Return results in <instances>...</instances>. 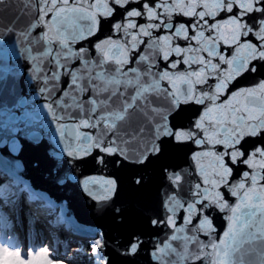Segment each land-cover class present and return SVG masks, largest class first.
<instances>
[{"label":"snow or ice","instance_id":"snow-or-ice-1","mask_svg":"<svg viewBox=\"0 0 264 264\" xmlns=\"http://www.w3.org/2000/svg\"><path fill=\"white\" fill-rule=\"evenodd\" d=\"M105 2L113 9L108 14L98 10L100 0H0V250L22 261L46 255L49 261L63 264L52 246H20L16 225L23 226L43 210L55 217V224L74 227L77 221L70 207L65 209V200L50 196L52 188L72 187L97 210L107 208L114 223L125 224L128 218L120 193L125 184L145 188L151 170L156 177V210L148 217L149 230L134 231L126 241L97 232L89 244L88 264H113V253L141 252L150 264H226L222 255L227 256V264H237V253L240 264H264V222L256 231L246 232L247 225L237 227L235 215H226L227 231L217 241L212 233L220 230L215 225L211 233L194 232L201 213L188 220L186 212L190 203L210 219L213 209L225 211L218 203L204 208L208 200L200 198V191L214 185L204 176L207 158L197 157L206 147L224 152V144L206 143L208 134L222 139L233 122L231 114L241 118V103L259 101L236 100L228 119H209L199 126L213 99L174 103L178 92L187 94L188 84L178 74L189 66L183 54L164 55L150 35L140 32L144 0H128L124 5ZM157 3L150 0L152 7ZM129 20L134 27H127ZM147 20L143 17V23ZM155 31L158 35L161 29ZM14 57L22 60L19 87ZM240 79L218 91L215 104L225 105ZM216 81L210 76L194 87L200 93L211 92L208 85L215 86ZM173 107L165 122L160 113ZM192 108L187 123L175 122L176 116ZM182 131L191 133L188 139L177 138ZM259 136L264 137V130ZM248 139L236 145L241 149L239 158L230 154L231 148L224 156L230 170L225 191L237 200L241 194L249 197L245 189H264V164L249 163L250 156L264 154V139L253 144ZM46 141L45 159H34L31 167L44 174L48 187L27 175L29 164L23 159L28 147L39 148ZM124 170L129 171L127 177L116 174ZM194 245L198 255L193 260ZM246 256L256 259L245 262Z\"/></svg>","mask_w":264,"mask_h":264},{"label":"water","instance_id":"water-1","mask_svg":"<svg viewBox=\"0 0 264 264\" xmlns=\"http://www.w3.org/2000/svg\"><path fill=\"white\" fill-rule=\"evenodd\" d=\"M128 0H115L116 4L124 5ZM144 11L139 18L142 21L140 32L152 37L153 45L164 55L176 53L183 54L184 62L189 66L185 72L178 74V79L184 80L188 84L187 94L177 93L174 103L187 102L195 99H213V105L204 112L199 122L203 127V121L209 119H219L221 121L229 118L231 105L236 100L253 101L259 103L240 105L241 118H236V113H232V124L228 128L225 136L218 139L215 133H209L208 145L224 144L225 151L218 153V147H206L197 159L207 158V167L204 170L205 179L212 181L213 187L206 186L201 189L200 198L207 199L208 203L204 208H209L218 203L225 211L218 212L213 209L212 218L204 215L203 209H197L195 203H190L186 209L187 219L191 220L200 211V223L194 232H212L215 225L220 231L212 233L218 241L223 238V233L227 231L225 216L235 215L237 227L247 225L245 231H256L264 222V189L249 192V197L244 198L241 194L240 200L234 198L231 193L225 190L229 187L230 170L226 165L224 156L227 150L232 149V156L239 158L241 149L236 145L244 138H249L248 143L253 144L260 137L259 133L264 130V0H158L155 7L150 6V0H144L142 5ZM99 11L108 14L113 9L100 0ZM4 15H7L5 13ZM147 17V23H143V17ZM133 19H136L135 13ZM132 20L127 21V27H134ZM157 29H161L157 35ZM108 43V42H103ZM11 62L18 69L14 80L17 87L21 84L23 75L22 60L15 57ZM251 67V71H250ZM257 68H261L259 73ZM210 76L217 77L216 85L209 83L211 92L200 93L195 84H204ZM238 77H242L237 85V91L233 93L225 105L215 104L216 93L223 92L229 88ZM26 82V81H25ZM241 85H251V87H241ZM26 91V90H25ZM37 100L41 98L37 95ZM227 106V107H226ZM169 111L174 112L175 108L166 109L160 113L167 121ZM195 108L186 110L175 117L176 123H187L190 112ZM191 133L179 132L178 139H188ZM27 143V139L22 140ZM54 143V141H53ZM48 148L46 141L39 148L28 147L23 153V159L29 164L27 175L39 186L48 187L49 182L41 171L31 167V161L36 158L45 159V151ZM138 159L137 156H132ZM252 165L264 164V154L261 157H249ZM243 168V164L238 165ZM23 171V166H21ZM213 173L215 177L213 178ZM125 178L129 175L128 170L116 173ZM142 174H145L142 172ZM149 182L145 188L136 190L134 186L125 184L120 193V203L124 207V215L128 218L125 224H116L108 215L107 208L97 210L86 201L82 195L74 188H52L50 196L57 199H64V206L67 210L70 207V214L73 220L76 219L74 230L79 237H95L97 232H108L113 237L126 241L129 234L134 231H147L148 217L156 210V200L154 186L156 177L149 170L146 173ZM152 181V182H151ZM232 183H237L233 180ZM221 185L223 189H221ZM114 188L115 186L112 185ZM111 193H109L110 195ZM255 197V200L252 198ZM182 206V205H180ZM233 208L236 209L233 213ZM179 210L177 207L176 211ZM199 241L197 240V245ZM198 253L196 246H193L190 253L194 260ZM227 264V256L220 257ZM237 264H240V256L235 255ZM256 257H245V262L255 261ZM113 264H150L149 258L144 252L135 256H121L113 253Z\"/></svg>","mask_w":264,"mask_h":264},{"label":"trees","instance_id":"trees-1","mask_svg":"<svg viewBox=\"0 0 264 264\" xmlns=\"http://www.w3.org/2000/svg\"><path fill=\"white\" fill-rule=\"evenodd\" d=\"M34 219L31 217L29 219L30 229L33 228ZM2 234H0V239H2ZM58 243H64L67 246H71V244L76 245L78 248L77 256L75 261L82 264H88L89 258L91 256L89 244L90 241H71L67 239L66 242H61L55 238ZM36 246V245H31ZM79 254V255H78ZM54 261H49L46 255H36L30 256L27 261H22L18 256H11L0 250V264H53Z\"/></svg>","mask_w":264,"mask_h":264},{"label":"rangeland","instance_id":"rangeland-1","mask_svg":"<svg viewBox=\"0 0 264 264\" xmlns=\"http://www.w3.org/2000/svg\"><path fill=\"white\" fill-rule=\"evenodd\" d=\"M19 225V224H18ZM26 224L24 223L23 226H16L17 227V231H18V240L21 241V243L23 244V246L25 245L26 242V234L29 231L31 233V239L36 240L35 244H47L49 246H51L52 242L50 241V239L48 237H45V233L39 228V224H35V233L33 228L29 229V226H25ZM26 227V228H25ZM93 238L88 239L90 242L92 241ZM37 242V243H36ZM55 253V251H54ZM56 255H58L62 261L63 264H81V263H77L75 261L76 258V249L74 247H59L58 249H56ZM53 264H55V261L53 262Z\"/></svg>","mask_w":264,"mask_h":264}]
</instances>
